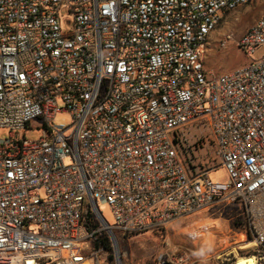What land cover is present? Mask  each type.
I'll use <instances>...</instances> for the list:
<instances>
[{"label":"built area","instance_id":"obj_1","mask_svg":"<svg viewBox=\"0 0 264 264\" xmlns=\"http://www.w3.org/2000/svg\"><path fill=\"white\" fill-rule=\"evenodd\" d=\"M251 1L0 0V264H124L119 237L215 203L239 205L255 248L243 257L264 264V13L237 41L246 64L219 75L203 64L223 15ZM205 132L226 183L187 162ZM102 233L112 259L83 246ZM188 255L166 244L157 264Z\"/></svg>","mask_w":264,"mask_h":264},{"label":"rangeland","instance_id":"obj_2","mask_svg":"<svg viewBox=\"0 0 264 264\" xmlns=\"http://www.w3.org/2000/svg\"><path fill=\"white\" fill-rule=\"evenodd\" d=\"M262 13H264V0H252L223 15L221 23L210 35L209 43L204 51L203 64L208 74H223L250 60L238 48L237 41ZM63 24L66 27L65 19ZM227 35H232V40L225 46H220L219 42ZM54 121L55 124L67 126L71 122V117L68 113H60ZM41 125L40 120H34L31 123L33 128L21 134L29 140L38 139L41 135ZM8 133L7 129L0 128V138L7 137ZM203 136V146H197L190 157L186 156L187 162L191 163L194 169L206 165L209 166L208 168L217 166L210 170L209 180L212 183H226L228 181L226 171L222 166H218V161L213 162L211 158L212 137L206 132ZM65 163L70 164V159H66ZM97 209L105 223L113 227L115 221L110 208L106 205H97ZM240 214L237 203H215L202 212L170 223L162 231L143 232L125 239H121L118 233L115 234L120 239V250L127 255L124 264H157V257L163 253L166 244L192 251L193 255H188L185 264H235L238 258L251 255L255 249L254 247L246 250L244 248L249 242ZM83 246L91 247V251L95 249L90 241L84 242Z\"/></svg>","mask_w":264,"mask_h":264},{"label":"trees","instance_id":"obj_3","mask_svg":"<svg viewBox=\"0 0 264 264\" xmlns=\"http://www.w3.org/2000/svg\"><path fill=\"white\" fill-rule=\"evenodd\" d=\"M85 226L89 231L96 230L98 228L97 222L94 220L92 212L90 209L87 210L86 215H85ZM163 229H160L159 231H162ZM99 238V243L100 244H95L96 248H99L100 246L104 248L108 253H110L109 259H112V248L111 245L108 241V238L106 237L105 234L102 233V235L98 236Z\"/></svg>","mask_w":264,"mask_h":264},{"label":"bare ground","instance_id":"obj_4","mask_svg":"<svg viewBox=\"0 0 264 264\" xmlns=\"http://www.w3.org/2000/svg\"><path fill=\"white\" fill-rule=\"evenodd\" d=\"M201 229H202V228H201ZM204 231H205V230H204ZM205 236H206V234H205ZM206 239H208V238H206ZM196 242H197V240H196ZM199 242H200V241H199ZM197 244H198V243H197ZM201 246H202V244H201ZM250 247H254L253 243L244 246L245 250H246V249H249ZM236 264H253V261H252V259L247 258V257H245V258H244V257H240V258L237 259V263H236Z\"/></svg>","mask_w":264,"mask_h":264},{"label":"water","instance_id":"obj_5","mask_svg":"<svg viewBox=\"0 0 264 264\" xmlns=\"http://www.w3.org/2000/svg\"><path fill=\"white\" fill-rule=\"evenodd\" d=\"M111 239L114 241V237L110 234ZM115 243V242H114ZM115 248L117 250V245L115 244Z\"/></svg>","mask_w":264,"mask_h":264}]
</instances>
